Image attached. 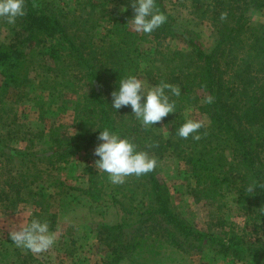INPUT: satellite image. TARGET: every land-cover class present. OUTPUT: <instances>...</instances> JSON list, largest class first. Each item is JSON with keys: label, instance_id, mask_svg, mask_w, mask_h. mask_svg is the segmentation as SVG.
Instances as JSON below:
<instances>
[{"label": "trees", "instance_id": "1", "mask_svg": "<svg viewBox=\"0 0 264 264\" xmlns=\"http://www.w3.org/2000/svg\"><path fill=\"white\" fill-rule=\"evenodd\" d=\"M262 2L209 0L206 7L216 35L207 49L177 32L163 0L156 3L167 20L147 34L129 27L127 21L133 14L129 0H118L102 37L96 27L105 24H98L91 3L88 17H84L25 0L19 28L8 43L0 44V104L7 92L26 93L36 81L37 92L28 99L37 113L34 123H40L42 129L31 130L24 139L45 140L50 150L33 155L55 169L57 164L69 162L81 145L96 144V128L115 130L137 150L156 159L174 155L187 166L193 181L189 186L192 198L214 203L217 212L233 202L243 214L244 227L240 232L233 227L221 236L195 230L170 203L156 168L130 175L122 184L112 185L105 172L89 169L82 174L83 186L54 182L39 187L30 192L37 208L33 215L53 225L57 211L52 203L64 198V187L98 203L112 186L111 199L134 219L92 222L104 245L103 264H146V253L159 255L157 248L169 245L171 250L186 251L200 248L206 240L234 256L264 260V23L247 25V13ZM122 5L128 7L121 11ZM100 13L106 17L104 8ZM222 14L226 15L222 18ZM172 37L179 38L184 47L172 49L166 42ZM130 72L144 73L151 83L165 80L179 86L180 95L170 97L175 111L153 126H144L130 107L111 108L115 82ZM69 84L74 85L70 87L74 93L70 124L49 121L46 113L53 92L61 87L63 93ZM207 96L213 97L211 103L204 102ZM185 118L203 122L199 140L177 135ZM24 188L16 186L12 194L0 190L4 211H15L26 201Z\"/></svg>", "mask_w": 264, "mask_h": 264}, {"label": "rangeland", "instance_id": "2", "mask_svg": "<svg viewBox=\"0 0 264 264\" xmlns=\"http://www.w3.org/2000/svg\"><path fill=\"white\" fill-rule=\"evenodd\" d=\"M208 1L163 0L168 14L174 20L173 24L177 32L191 37L207 49L211 47L216 35L210 18V9L206 7ZM35 2L45 8L62 9L63 12L73 16L84 17H88L90 3L93 4L96 9L94 18L98 19V24L99 22L105 24L96 27L98 36L102 37L105 29L110 27L107 24L108 20H111L109 14L115 10L118 0H35ZM102 8L106 14L104 18L100 17ZM247 15L249 26L264 23V0L259 8H252ZM20 20L21 18L18 17L14 24H10L7 19L0 18V44L9 42L13 33L19 28ZM129 27L132 29L130 21ZM166 42L172 49L184 47L179 38H168ZM137 75H143L148 79L142 72ZM33 82L34 85H31L26 93H18L14 90L7 92L3 96L4 102L0 104V190L12 194L16 186H25L22 194L27 198L26 201L19 203L15 211H4V203L0 200V264H103L104 245L92 222L115 223L121 219L129 221L134 219L133 216L124 215L120 206L111 199L110 190L114 189L112 186L107 188L98 203L90 202L80 192L64 187L62 195L64 198L61 200L59 197L56 203H52L57 216L55 224L52 225L50 221L48 223L50 230L56 234V242L50 249L35 253L16 247L10 239L9 232L25 223L37 210L31 203V191L39 187H47L54 182H64L66 186L68 184L83 186L84 171L97 169L94 165L96 157L93 155L95 144L89 147L81 145L69 162L57 164L55 169H49L45 162L40 161V157L33 155L37 151L50 150V145L45 140L24 139L30 136L31 130L36 132L38 128L42 129L40 123H34L37 113L28 99L37 92L36 81ZM71 86L74 87L69 84V87L63 88V93L59 91L61 87L56 89L58 92H53L46 119L49 121L56 119L60 120L58 122L70 124L71 97H74ZM47 122L45 121L44 125L48 126ZM155 128L167 131L166 127ZM156 161L155 168L160 180L166 184L170 203L195 230L221 236L233 227L238 232L244 227L243 214L233 202H229L221 212H217L214 203L192 198L189 186L193 185V181L188 177L187 166L176 160L174 155L166 154ZM104 174L108 181V174ZM58 191L59 189L56 190ZM71 193H74V196H69ZM185 246L188 247L187 244ZM14 248L20 251L15 252ZM157 249L160 254L155 255V259L146 253V264H264V260L251 261L245 256H234L210 240L204 241L200 248L193 246L186 251L177 248L171 250L169 245ZM129 262L122 263L134 264Z\"/></svg>", "mask_w": 264, "mask_h": 264}, {"label": "clouds", "instance_id": "3", "mask_svg": "<svg viewBox=\"0 0 264 264\" xmlns=\"http://www.w3.org/2000/svg\"><path fill=\"white\" fill-rule=\"evenodd\" d=\"M25 0H0V18L7 19L14 24L18 17L25 13ZM133 10L128 19L130 26L137 33H151L167 20L156 0H129ZM128 5H122L124 11ZM226 14H222L223 16ZM111 91V108L115 111L122 107H130L131 113L144 126H153L169 113L175 111V101L172 96H179L180 87L165 80L159 83H150L143 75L128 73L122 76ZM212 96H207L205 103H211ZM204 127L200 120L185 118L176 129L178 136L194 140L200 139L199 129ZM99 129L97 143L93 147L96 157L94 165L97 169L108 174L113 184H122L130 175L139 176L151 172L157 164L154 156L147 151L137 150L136 145L127 137L109 128ZM255 185L250 186V191ZM14 245L35 253L50 249L56 242V234L50 230L46 219L31 216L25 223L9 232Z\"/></svg>", "mask_w": 264, "mask_h": 264}]
</instances>
